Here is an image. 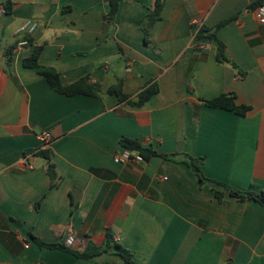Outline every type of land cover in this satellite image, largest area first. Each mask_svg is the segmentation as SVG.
<instances>
[{
    "label": "crops",
    "instance_id": "0c3cea01",
    "mask_svg": "<svg viewBox=\"0 0 264 264\" xmlns=\"http://www.w3.org/2000/svg\"><path fill=\"white\" fill-rule=\"evenodd\" d=\"M156 1L123 0L111 21L109 0H0L8 9L0 15V264H123L30 238L82 253L103 246L109 231L136 264H264V207L218 185L264 192L259 0H161L146 41ZM228 20L217 31L229 60L220 62L219 42L196 35ZM36 47L63 86L85 81L98 96L60 94L25 68ZM154 85L144 105L130 103ZM222 95L250 111L206 104ZM43 132L52 134L48 149ZM122 138L158 155L116 163L128 150ZM41 150L55 164L54 187ZM186 156L202 158L206 181Z\"/></svg>",
    "mask_w": 264,
    "mask_h": 264
},
{
    "label": "trees",
    "instance_id": "16d2710c",
    "mask_svg": "<svg viewBox=\"0 0 264 264\" xmlns=\"http://www.w3.org/2000/svg\"><path fill=\"white\" fill-rule=\"evenodd\" d=\"M122 1L123 0H109L110 13L107 19L114 21ZM263 4H264V0H259L253 6L257 7ZM161 9H162V1L157 0L155 10L148 16V20H147V23L144 29L146 41H147L149 29L156 21L160 19ZM229 22L230 20L220 23L214 28V30H210L206 27H203L198 31L196 35V39L201 42L211 43L214 40H217L219 42L218 60L220 62H228L229 60L225 56L224 44L221 41H219L217 38V31L220 28L227 25ZM41 51H42L41 47H36L34 49L32 57L24 61L25 68L31 69L35 71L36 73L44 76L49 82V84L52 86V88L60 94L70 96V97L75 96V95H80V94L87 95V96H94V97L98 96L100 89L97 86H92V85L87 84L85 81H80L71 86H63L60 75L55 69L41 66L38 63ZM118 90H119V87L116 86L114 88L109 89L108 92L112 94V93L118 92ZM158 90L159 88L157 85L151 86L147 88L146 90H144L143 92H141V94L139 95L138 102L134 103L130 101V103L135 106H142L153 95L157 94ZM121 98L127 99V96H122ZM206 104L209 107L225 109L228 111L235 112L241 116H245L251 109V107L249 106H238L235 102V98L233 95H222L214 100L206 101ZM121 144L124 148L132 152H137V154H139V156L144 160L150 159L151 157L158 155L157 152L151 150L150 148L143 147L142 144L138 140H135V139L122 138ZM38 154L45 157L49 161L48 173L53 182L52 186L54 187L56 185L55 181L57 179V172H56L55 164L50 161L51 160L50 153L48 150H41L38 152ZM186 157H187V161H184L183 163L189 166L191 169H193L194 172L200 177L201 181L203 182L206 181L204 178L203 172H202V163H203L202 158L196 159L190 156H186ZM218 185L224 187L231 196L235 197L239 201H242V202L254 201L264 207V192L263 191L262 192H251V191L242 192V191L233 189L227 186L226 184L219 183ZM215 196L221 201L224 198V195L217 191H215ZM30 238L40 248L59 249V250L67 251L81 259L95 260L97 258H101L107 255H114L118 257L123 262V264H136L134 261L133 254L129 250L125 249L121 244L117 243L114 240V237L110 231L107 233V237H106V240L103 246H96L94 244L89 243L85 251L82 253L75 252L69 249L64 244H48L33 234H30Z\"/></svg>",
    "mask_w": 264,
    "mask_h": 264
},
{
    "label": "built area",
    "instance_id": "2783aa9c",
    "mask_svg": "<svg viewBox=\"0 0 264 264\" xmlns=\"http://www.w3.org/2000/svg\"><path fill=\"white\" fill-rule=\"evenodd\" d=\"M8 13V9L5 5L0 6V15H6ZM255 16L259 21V24L264 25V4L260 5L256 11ZM25 29V28H24ZM35 27H32V31ZM27 42L21 43V45H26ZM128 72H131V68L128 69ZM39 140L43 146V148L48 149L52 142V134L50 132H43L39 135ZM142 158L139 154H134V152L130 150H125L122 154H120L117 158H115L116 163H130L132 161H138Z\"/></svg>",
    "mask_w": 264,
    "mask_h": 264
}]
</instances>
